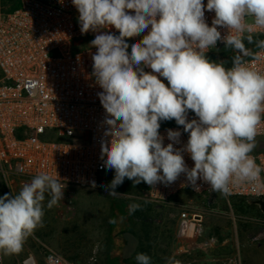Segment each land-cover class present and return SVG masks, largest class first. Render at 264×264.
Returning a JSON list of instances; mask_svg holds the SVG:
<instances>
[{"label":"clouds","instance_id":"1","mask_svg":"<svg viewBox=\"0 0 264 264\" xmlns=\"http://www.w3.org/2000/svg\"><path fill=\"white\" fill-rule=\"evenodd\" d=\"M71 2L81 34L98 33L90 45L97 49L92 75L102 89L97 96L106 113L103 135L111 138L101 140L100 153L101 167L115 172L110 184L101 185L108 195H122L116 189L125 178L134 186H167L181 174L187 181L183 186L196 192L201 188L197 181L223 196L241 184L264 191V167L250 155L264 121V72L245 59L261 58L245 41L264 52V39L253 35L258 30L264 34V0H207L206 5L204 0ZM205 10L215 14L211 26ZM111 27L119 34L102 31ZM218 28L228 31L222 35ZM141 34L129 45L126 38ZM218 42L234 53L230 67L228 61L206 55ZM189 112L196 118L189 119ZM171 120L188 133L179 148L174 145L181 144V131L167 129L166 146L159 132L161 122ZM91 187H96L94 180ZM65 188L60 179L39 173L17 194L0 196V259L22 250L26 239L43 227L45 207L58 206ZM141 207L129 204V215ZM135 261L153 264L143 252ZM164 264L182 262L169 256Z\"/></svg>","mask_w":264,"mask_h":264},{"label":"built area","instance_id":"2","mask_svg":"<svg viewBox=\"0 0 264 264\" xmlns=\"http://www.w3.org/2000/svg\"><path fill=\"white\" fill-rule=\"evenodd\" d=\"M214 15L205 10L209 26ZM78 16L71 0H0V176L13 194L39 173L60 179L66 188L57 208L64 219H71L75 213L73 191L93 188L91 181L97 185L107 170L101 167V140L111 139L103 135L106 113L97 96L102 89L92 75V54L97 49L90 42L98 33L82 35ZM218 30L222 35L228 31ZM102 31L119 34L114 27ZM253 35L264 34L258 30ZM142 38L143 34L126 39L131 45ZM222 47L224 44L218 42L216 49L206 55ZM255 54L261 58L246 59L247 64L264 72V52L258 49ZM193 118L194 113L189 112V119ZM167 129L182 133L181 144L174 147L187 143L188 133L175 122L159 130L165 137V146L170 143ZM256 141L257 147L250 155L264 167V121ZM184 159L189 168L194 166L187 153ZM261 175L264 178V173ZM186 183L184 174L167 186L143 182L141 196L156 205L171 204L186 192L199 197L204 210H184L180 214L178 237L184 241L202 237L204 215H222V201L231 205L234 198L264 200V191H254L249 184L234 186L230 195L223 196L202 181H197L201 185L199 192L191 186L184 187ZM211 243L205 240L199 247L204 249ZM0 264H6L5 256ZM16 264L76 263L43 246L41 256L31 253Z\"/></svg>","mask_w":264,"mask_h":264},{"label":"rangeland","instance_id":"3","mask_svg":"<svg viewBox=\"0 0 264 264\" xmlns=\"http://www.w3.org/2000/svg\"><path fill=\"white\" fill-rule=\"evenodd\" d=\"M162 123L171 125L175 120ZM114 176V170H106L95 188L73 191L71 219L62 218L57 206L45 207L43 227L26 239L18 254L5 256L6 264L19 263L31 253L39 257L43 246L76 264H136L139 252L149 254L153 264H164L169 256L182 264H264V213L252 199L234 198L231 205L222 201V215H204L202 237L184 241L178 237L180 214L204 210L199 197L186 192L171 204L151 205L141 198L143 182L134 186L127 178L116 189L122 195H108L101 185L110 184ZM5 193L9 191L0 176V196ZM131 203L146 210L148 223L132 219ZM205 240L212 243L202 249L199 245ZM181 246L188 249L186 254H177Z\"/></svg>","mask_w":264,"mask_h":264},{"label":"trees","instance_id":"4","mask_svg":"<svg viewBox=\"0 0 264 264\" xmlns=\"http://www.w3.org/2000/svg\"><path fill=\"white\" fill-rule=\"evenodd\" d=\"M256 38L259 39H264V35H256ZM246 46L252 49L253 54H255V52L258 50L255 45H248L247 41H245ZM234 53L231 50H225V47H222L221 49H219L217 52L213 53V54H209L207 55L211 60L213 61H219V60H226L228 61L227 66L230 67L231 66V57ZM251 57L245 58V59H249ZM172 125V124H171ZM168 126L167 124L162 123L160 126V129H162L163 127ZM159 129V130H160ZM148 202V201H147ZM149 204L152 205V203L149 202ZM146 210L143 209V207L140 210L135 211L132 214V219L135 221H139V222H143L148 223V220H150L149 215H146ZM124 233V231H123Z\"/></svg>","mask_w":264,"mask_h":264},{"label":"water","instance_id":"5","mask_svg":"<svg viewBox=\"0 0 264 264\" xmlns=\"http://www.w3.org/2000/svg\"><path fill=\"white\" fill-rule=\"evenodd\" d=\"M252 203L259 206L261 211L264 213V200L261 199L253 200Z\"/></svg>","mask_w":264,"mask_h":264},{"label":"crops","instance_id":"6","mask_svg":"<svg viewBox=\"0 0 264 264\" xmlns=\"http://www.w3.org/2000/svg\"><path fill=\"white\" fill-rule=\"evenodd\" d=\"M178 251H177V254H186L187 253V250L188 249H186L185 247H179L178 249H177ZM180 252V253H179Z\"/></svg>","mask_w":264,"mask_h":264}]
</instances>
